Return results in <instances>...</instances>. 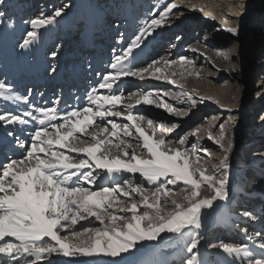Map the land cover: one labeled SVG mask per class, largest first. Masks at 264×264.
Listing matches in <instances>:
<instances>
[{
  "label": "snow or ice",
  "instance_id": "snow-or-ice-1",
  "mask_svg": "<svg viewBox=\"0 0 264 264\" xmlns=\"http://www.w3.org/2000/svg\"><path fill=\"white\" fill-rule=\"evenodd\" d=\"M3 4L0 0V7ZM66 7L55 9L51 16L41 14L26 21L31 30L25 33L21 47L33 46L39 30L56 23ZM179 7L171 0L158 16L153 14L144 21L129 46L113 56L108 71L86 95L83 107L62 110L59 97L52 106H37L31 99L32 89L22 95L13 84L0 79V102L27 105L18 113L0 110V125L33 128L27 140L17 139L24 154L0 165V264H45L54 254L79 257L103 253L118 258L133 255L146 243L159 242L165 233L186 236L190 254L186 264H203L198 230L203 209L227 195L228 181L223 173L229 168L227 153L232 147L228 131L224 124L218 125L215 143L228 147L216 171L207 174L200 157L193 156L197 143L188 145L187 137L168 140L169 128L134 112L143 104L178 113L165 97L195 105L192 94L138 90L125 95L121 87L127 77L168 81L177 75L172 71L176 66L182 77L200 75L194 61L186 57L154 60L144 67L133 64V50L153 30L168 23L172 10ZM4 18L0 11V24ZM229 31L235 33L236 29ZM171 83L177 81L171 79ZM199 133L197 128L191 135L198 137ZM208 138H212L211 132ZM178 183L186 188L174 191ZM202 185L215 195L203 197ZM182 191L187 194L181 195ZM244 215L251 217V213ZM92 221L99 226L85 223ZM241 231L247 243L219 241L210 247L232 264H264V233L257 232L253 238L247 228Z\"/></svg>",
  "mask_w": 264,
  "mask_h": 264
},
{
  "label": "bare ground",
  "instance_id": "bare-ground-1",
  "mask_svg": "<svg viewBox=\"0 0 264 264\" xmlns=\"http://www.w3.org/2000/svg\"><path fill=\"white\" fill-rule=\"evenodd\" d=\"M65 1L4 0L3 6L0 7V11L5 13L4 23L0 24V79L7 81L9 78L15 86L21 81L24 83H28L33 79L35 81L39 79L47 81L53 77L55 82L62 87L83 91L87 82L93 79V75L89 72L91 71L90 62L92 58L97 57L105 60L108 57V59L112 60L113 55L120 54L122 50L129 46L139 33L144 21L153 18V14L158 16L165 6L171 2V0H69L67 3ZM221 1L224 3L222 4ZM244 1H248V4H250L245 9L242 8L244 13L239 15L236 11L241 5L240 0H175L180 7L172 10L170 21L153 30L150 36H146L140 47L134 49L132 54L134 57L133 64L136 67H144L149 64V61L151 63L154 60L161 59L175 60L179 57H186L194 61L196 71L200 73L199 76L193 74V79H190V76L185 74L182 77L179 67L176 66L172 71H176L177 75L171 77V79H175L180 84L179 92L184 91L182 89L183 86L184 88H189L185 91L191 93L192 96L195 92L200 98L201 96L204 97L203 100L196 99L197 103L195 105L204 106L209 103L210 106L214 104L216 107L207 105V110H203L200 107V109L198 108L200 110L199 116L191 117L190 115L189 117L188 112L186 113L188 116H183L179 119L165 109L143 104L136 106L134 112L152 119L157 124L162 123L169 128L166 134V139L168 140L178 141L182 137H187L188 145L197 143V150L193 156L198 155L200 157V162L208 170L207 174H213L216 171L220 160L225 155V151L217 154L219 145L215 143V137L218 135L217 127L221 119L228 116L233 120V123L236 122L238 124L236 131L228 130L225 125L228 131V138L232 141L231 150L227 153L229 168L223 173L228 181L226 184L227 195L224 198H218L213 201L211 208L203 209L202 227L198 230L200 236L199 258L203 261V264H232V261L226 255L215 248L209 246L207 249V245L203 241V239L207 241V236L210 241L213 240L209 245L216 244L219 241L248 242L245 239H240L242 238L240 235H231L226 229L220 230L221 224L215 218L218 217L220 221L225 219L223 210L228 211L234 198L231 197L233 195L232 192L237 189L236 173L242 169L248 174L249 162L254 161L253 165L257 166L261 163H256L258 161L255 160L256 156L264 155V145L257 146L261 143L260 140L258 141L259 135L257 133H252L251 135L250 131H253L251 130L253 128L247 121L242 119L243 115L251 112L255 114L257 110L251 103V92L248 94V90L252 91V88H247L242 83L245 81L248 85L252 73L259 69L262 70L260 72L262 76L258 81L264 84V57L258 62L252 58V62H255L256 66L252 62H246L245 65L239 53L240 45L255 27L254 23L259 22L264 28V9H260L257 13V0ZM253 3L256 4L253 5ZM65 5L67 7L62 16L57 18L56 23L39 30V39L33 46L27 49L21 47L25 33L31 30L30 25L26 21L41 14L51 16L55 9ZM192 5L195 7L193 8ZM255 9L256 13L253 14L254 17L252 16L251 20L243 17L245 14L250 15ZM200 15H202V18L198 17ZM122 18L124 19L122 20ZM207 18L209 20H206ZM193 25L198 27L197 34L200 29L202 30L203 38L193 34ZM232 28L236 29L234 35L227 34V30ZM181 29L184 30L185 35H180L179 31ZM222 37H224L223 40ZM261 37L264 39V34ZM164 44H167V47L163 49L162 46ZM47 52L49 59L45 62L43 61L44 56H42V53L46 54ZM53 52L56 53L55 57L51 55ZM109 52H112V55L108 54ZM148 57L150 58L147 60ZM75 63H78L79 67ZM9 65L14 67V73L11 75L6 72V68ZM46 65L54 67L55 72L50 74L45 71L44 67ZM59 68L66 72H58ZM42 69L44 73L40 77ZM178 78L182 80L179 81L177 80ZM188 78L193 83L187 82ZM171 79L163 81L164 84H162L161 80L155 78L141 80L127 77L124 79V86L121 85V87L125 95L138 90H154L161 93L168 91L172 93L169 91V87H171L169 84H172L170 83ZM98 82L93 86L88 85L87 91L89 92ZM195 83H198V86H195ZM15 90L21 94L18 89L15 88ZM262 91L259 89V94H263ZM165 99L173 106L182 108L183 113L185 110L187 111V108L191 110L190 106H185V103H181L179 100H173L171 97H165ZM21 109H23L22 106H13L10 103L0 102V110L18 113L22 112ZM259 117L260 124L263 127L264 110L259 113ZM198 119L199 122L195 124L193 121ZM210 120L213 121L210 122ZM191 122H193L191 124L192 130L186 133L177 130L179 127ZM210 124H214L217 127H210ZM172 125H175V127L172 128ZM197 128H200V136L198 135L195 139L191 133ZM28 131V127L21 125H0L1 133L9 135V132H13L14 136H10L20 141H22V132L27 134ZM208 132L212 133L211 139L208 138ZM243 143H245L246 148H243ZM227 147L228 145H225L224 149H227ZM255 147L259 150L251 153L252 156L248 159L246 157L247 151ZM203 149H207L208 153H204ZM215 154L219 156L215 157ZM243 154L244 156L242 157ZM253 157L254 160H252ZM13 158L10 156L7 161ZM3 164L6 163H0V165ZM253 179L255 180V178H251V180ZM144 187L148 188L149 186L145 184ZM184 188L186 186L178 183L174 191ZM201 193L203 197L208 198L215 195L212 189L204 185L201 187ZM180 194L186 195L187 192L182 191ZM254 202H256L255 199ZM247 204L249 203L244 202L241 208L251 210L250 213L253 219H250V221L256 224V210L252 205L247 206ZM257 216L260 218V215ZM233 221L231 215L226 216L228 226H231ZM85 223L90 227L99 226L95 221L90 224ZM214 227H218V230ZM162 237L163 239L157 242V245H155L156 242L146 243L133 255L112 258L103 253L79 257H65L60 254H54L45 264H145L146 261L151 262V264H173L172 256L174 253L168 255L167 250L170 248L171 238L176 236L165 233L162 234ZM184 237L185 239L181 243L186 245L187 237ZM185 249H181L182 251L177 250L178 252L175 253L174 258L179 259L177 255L185 253ZM189 256V253L185 254V261L189 259ZM75 258H82V260L79 261Z\"/></svg>",
  "mask_w": 264,
  "mask_h": 264
},
{
  "label": "rangeland",
  "instance_id": "rangeland-1",
  "mask_svg": "<svg viewBox=\"0 0 264 264\" xmlns=\"http://www.w3.org/2000/svg\"><path fill=\"white\" fill-rule=\"evenodd\" d=\"M241 1V5L239 6V8H237V11H236V13H238L239 15L240 14H242V13H244V11L242 12V8H246L247 7V5H249L248 4V1H244V0H240ZM67 2H69V0H66L65 1V3H67ZM221 3L223 4L224 2H222L221 1ZM252 3V2H251ZM254 4H256V3H253V5ZM257 4H258V8H257V13H258V11L260 10V9H264V0H257ZM226 6V5H225ZM256 11V9L255 10H253V13H251L250 15L248 14H245V15H243V17H247V18H250V20L252 19V16H253V14L254 13H256L255 12ZM246 13V12H245ZM34 15V14H33ZM122 17V16H121ZM198 17H201L202 18V15H200V16H198ZM254 17V16H253ZM204 18V17H203ZM210 19H212L211 17H209ZM209 18H207L206 20H209ZM124 18H122V20H123ZM20 21H22V20H20ZM254 28L252 29V31H250L249 33H248V37H247V39L245 40V39H243V41H242V43H241V45H240V49H239V53H240V56H241V58H242V61L243 62H245V65H246V62L248 63V62H252V60L254 59V61H259L260 59H262L263 57H264V39H263V37H261L263 34H264V28H263V26H261V24L259 23V22H257V23H254ZM197 26H194L193 25V34L195 35V36H198L199 38H203V33H202V30L200 29V31H198V34H197ZM184 30H180L179 32H180V35H185L184 33L185 32H183ZM204 32V31H203ZM227 34H233L234 35V33L233 32H231V31H229V30H227ZM224 39V37H222V40ZM245 40V41H244ZM167 43V42H166ZM167 47V44H164L163 46H162V48L164 49V48H166ZM151 57V56H150ZM150 57H148L147 58V60L150 58ZM253 58V59H252ZM149 63H150V61H149ZM253 63V62H252ZM251 64V63H250ZM253 65L254 66H256V63L254 62L253 63ZM245 67H247V66H245ZM262 70H259V69H257V70H255V72L254 73H252V75H251V78H250V81H249V84L247 85L246 83H245V81H243V86H246L247 88H252V91H250V90H248V94L250 93V98L252 99L251 100V103L254 105V107H255V109H257L256 110V112H255V114H254V112H251V113H249V114H245V115H243V117H242V119H243V121H247L250 125H251V127L253 128V129H251V130H253V131H250L251 132V135H252V133H257L258 135H259V137H258V141L260 140L261 141V143L259 144V145H257V146H260V145H264V126L262 127V125L260 124V121H259V113H261L263 110H264V84H262V82H259L258 80H259V78L262 76V74L260 73ZM190 79H193V76L191 75L190 77H189ZM187 79L188 81L187 82H189L190 81V79ZM177 80H179V81H181L182 79L180 78H178ZM162 84H164L163 83V81L161 80L160 81ZM191 83H193V81L191 80L190 81ZM171 83V82H170ZM171 87H169L170 89H169V91H171V92H175V93H181V92H186L189 88H187V87H183L182 86V89H184V91H180L179 92V88L181 87L180 86V84H178V83H176L175 85L174 84H169ZM178 85V86H177ZM195 86H198V83H195ZM245 87V88H246ZM259 89H261V90H263L262 92H263V94L261 93V94H259V92H258V90ZM177 90V91H176ZM186 90V91H185ZM191 90V89H190ZM191 92H193V90H191ZM193 96H194V99H198V100H200V96H198L197 95V93H193ZM202 97V96H201ZM203 100V99H202ZM207 105H209V107H212V106H214V107H216V105H214V104H211V106H210V104L208 103V104H206V105H204V106H201V105H191V104H186L185 103V106H190L191 108V110H189V108H187V111L185 110V112L183 113L182 112V108H179V107H176V106H174L175 108H177L178 110H179V112L178 113H176V112H173V113H171V114H173V115H175L176 116V118L177 119H179L180 117H183V116H188V114H186V113H188L189 112V117H190V115H191V117H193V116H195V115H198L199 116V111L200 110H198V108L200 109V107L201 108H203V110H207L206 108H208L207 107ZM213 107V108H214ZM217 108H219L218 106H217ZM196 111H197V113H196ZM179 116V117H178ZM197 116V117H198ZM261 116V115H260ZM213 120H210V122H212ZM237 121V120H236ZM193 122H195V124L197 123V122H199V119L198 120H194ZM193 122H191V123H189V124H186V125H183V126H181V127H179V129H177V130H179L180 132H182V133H186V132H188L189 130H192V123ZM195 124H193V125H195ZM219 124H224V125H226V127H227V129L228 130H230V131H236L237 130V128H236V126L238 125L236 122L235 123H233V120H231L228 116H226L225 118H222L221 119V122L219 123ZM264 125V124H263ZM218 128V127H217ZM255 129V130H254ZM200 136V135H199ZM202 137V136H201ZM249 138V137H248ZM262 138V139H261ZM195 139H196V137H195ZM202 139H203V137H202ZM262 141H263V143H262ZM256 145V144H255ZM242 146H243V148H246V146H245V143H243L242 144ZM221 149V150H220ZM255 150H259L257 147H255V148H253V149H251V150H248L247 151V153H246V157L248 158V159H250V157L252 156V154L251 153H253ZM223 152V151H225V149L224 148H221L220 146H219V150L217 149V154H219L220 152ZM215 157H218L219 155H214ZM244 156V154L242 155V157ZM248 159H247V161H248ZM252 159H254V157L252 158ZM241 162H242V160H241ZM254 162V161H253ZM257 164H258V162H257ZM254 180V179H253ZM253 180H251V183H253L254 181ZM237 193V189H236V191H234V192H232V194L233 195H231V197H234L235 196V194ZM230 197V198H231ZM250 206V204H247V206ZM168 236H170V235H168ZM205 236H206V234H205ZM210 236H211V234H210ZM174 239V240H173ZM185 239V237H178V236H176V237H174V238H171V245H170V248L167 250V254L168 255H170V254H172L173 252H176L177 250L178 251H180L181 249H185L186 248V245H184V244H182L181 243V241L182 240H184ZM207 241H205V239H203V241H204V243L207 245V249H208V247L210 246L209 244H211V242L213 241V240H211L210 241V239H208V236H207ZM180 242V243H179ZM178 243H179V246H178ZM155 245H157V242H156V244ZM174 245H177V246H174ZM182 246V247H181ZM185 247V248H184ZM181 248V249H180ZM182 251V250H181ZM168 252H170V253H168ZM172 252V253H171ZM185 253L187 254L188 252L186 251V249H185ZM75 259H78L79 261L80 260H82V258H75ZM182 263H185V262H182Z\"/></svg>",
  "mask_w": 264,
  "mask_h": 264
}]
</instances>
